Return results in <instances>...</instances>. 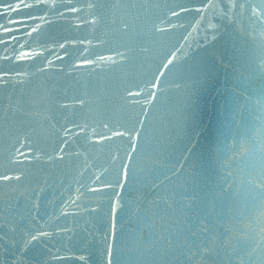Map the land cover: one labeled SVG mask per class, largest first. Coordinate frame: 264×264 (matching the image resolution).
<instances>
[{
	"label": "water",
	"instance_id": "1",
	"mask_svg": "<svg viewBox=\"0 0 264 264\" xmlns=\"http://www.w3.org/2000/svg\"><path fill=\"white\" fill-rule=\"evenodd\" d=\"M4 176L0 264H264V0H0Z\"/></svg>",
	"mask_w": 264,
	"mask_h": 264
},
{
	"label": "snow or ice",
	"instance_id": "2",
	"mask_svg": "<svg viewBox=\"0 0 264 264\" xmlns=\"http://www.w3.org/2000/svg\"><path fill=\"white\" fill-rule=\"evenodd\" d=\"M21 6H22V5L17 4V5H16V9H19ZM24 6H29V5H24ZM173 15H176V13H173ZM8 30H9V29H7V28L4 29V31H8ZM33 31H35V29H33ZM21 58H23V57H21ZM0 178H2V179H9V177H7V176L0 177ZM33 239H35V237H33Z\"/></svg>",
	"mask_w": 264,
	"mask_h": 264
}]
</instances>
